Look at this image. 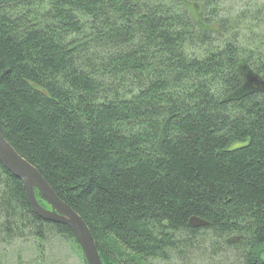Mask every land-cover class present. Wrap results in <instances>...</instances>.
<instances>
[{"label":"trees","instance_id":"obj_1","mask_svg":"<svg viewBox=\"0 0 264 264\" xmlns=\"http://www.w3.org/2000/svg\"><path fill=\"white\" fill-rule=\"evenodd\" d=\"M222 3L0 0L1 134L103 264H264L262 12ZM55 239L0 164V245Z\"/></svg>","mask_w":264,"mask_h":264},{"label":"water","instance_id":"obj_2","mask_svg":"<svg viewBox=\"0 0 264 264\" xmlns=\"http://www.w3.org/2000/svg\"><path fill=\"white\" fill-rule=\"evenodd\" d=\"M0 164L13 177L20 180L27 202L35 215L44 222L66 226L74 237L85 264H103L94 240L82 219L60 201L41 175L23 160L4 140L0 131ZM36 191L49 209L41 207L34 196Z\"/></svg>","mask_w":264,"mask_h":264},{"label":"rangeland","instance_id":"obj_3","mask_svg":"<svg viewBox=\"0 0 264 264\" xmlns=\"http://www.w3.org/2000/svg\"><path fill=\"white\" fill-rule=\"evenodd\" d=\"M222 7L228 14H234L242 9L261 11L262 14L257 15L252 24L246 25L248 31L245 37L254 41L255 48L264 44V0H223ZM34 243L33 241H13L1 244L0 264H84L81 253L69 241L51 240L49 243H44L40 250H37ZM225 258L223 256L222 259L216 258L209 263L198 261L195 264H234V258L231 255Z\"/></svg>","mask_w":264,"mask_h":264}]
</instances>
